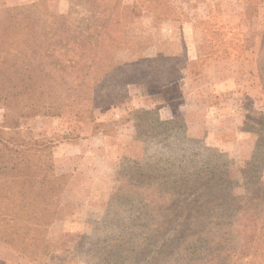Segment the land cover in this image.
I'll list each match as a JSON object with an SVG mask.
<instances>
[{"label": "rangeland", "instance_id": "rangeland-1", "mask_svg": "<svg viewBox=\"0 0 264 264\" xmlns=\"http://www.w3.org/2000/svg\"><path fill=\"white\" fill-rule=\"evenodd\" d=\"M78 2L0 0V15L39 4L77 20ZM106 14L101 60L68 70L86 75L78 104L0 105V259L264 264V0H112Z\"/></svg>", "mask_w": 264, "mask_h": 264}, {"label": "trees", "instance_id": "trees-1", "mask_svg": "<svg viewBox=\"0 0 264 264\" xmlns=\"http://www.w3.org/2000/svg\"><path fill=\"white\" fill-rule=\"evenodd\" d=\"M78 3L86 14L77 20L42 12L39 4L8 8L0 15V105L5 111L16 110L23 118L56 116L80 102L74 79L83 81L86 75L73 78L68 70L83 66L88 55L93 56L92 62L101 60V47L110 36L107 29L115 15L106 14L112 0ZM4 117L9 119L7 114ZM6 147L1 139L0 159Z\"/></svg>", "mask_w": 264, "mask_h": 264}, {"label": "crops", "instance_id": "crops-1", "mask_svg": "<svg viewBox=\"0 0 264 264\" xmlns=\"http://www.w3.org/2000/svg\"><path fill=\"white\" fill-rule=\"evenodd\" d=\"M0 264H27V262L24 259L15 260V261L0 259Z\"/></svg>", "mask_w": 264, "mask_h": 264}]
</instances>
